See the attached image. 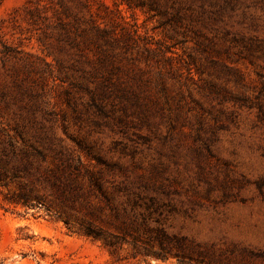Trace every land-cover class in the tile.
Wrapping results in <instances>:
<instances>
[{"label":"rangeland","instance_id":"1","mask_svg":"<svg viewBox=\"0 0 264 264\" xmlns=\"http://www.w3.org/2000/svg\"><path fill=\"white\" fill-rule=\"evenodd\" d=\"M151 1L0 0V137L112 195L0 183V264H264V0Z\"/></svg>","mask_w":264,"mask_h":264},{"label":"trees","instance_id":"2","mask_svg":"<svg viewBox=\"0 0 264 264\" xmlns=\"http://www.w3.org/2000/svg\"><path fill=\"white\" fill-rule=\"evenodd\" d=\"M151 2H154V0ZM152 4L150 6H153ZM175 21L180 22V16L177 15ZM13 142L14 140L10 137L7 143L0 137V183L3 185L9 183L16 185L18 194L15 200L17 202L30 206H36L37 203L42 202L46 211H52L62 217L65 224L70 227L71 213L69 211L74 209L79 198H85L82 187L77 182L79 177L86 179L89 187L88 193L96 194L101 201L105 202H108L111 198V191L107 189L101 171H89L78 161L73 165L70 163L58 164L55 166V170L44 176L40 172L41 166L35 157L36 154V156H39L40 153L29 149L16 148ZM7 144L11 146V149H8ZM126 215L127 211H110V216L119 222L116 224V228L130 234L131 230H138V227L132 222H127ZM144 226L147 230L153 229L146 222ZM161 231L163 230L161 229ZM85 232L93 236L102 235L101 230L94 226L92 222L86 224Z\"/></svg>","mask_w":264,"mask_h":264}]
</instances>
